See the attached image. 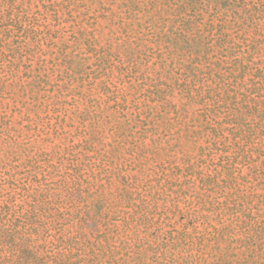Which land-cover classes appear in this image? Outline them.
<instances>
[{
    "label": "rangeland",
    "instance_id": "obj_1",
    "mask_svg": "<svg viewBox=\"0 0 264 264\" xmlns=\"http://www.w3.org/2000/svg\"><path fill=\"white\" fill-rule=\"evenodd\" d=\"M0 264H264V0H0Z\"/></svg>",
    "mask_w": 264,
    "mask_h": 264
}]
</instances>
